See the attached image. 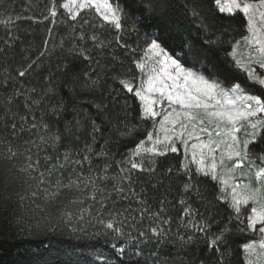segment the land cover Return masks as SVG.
Segmentation results:
<instances>
[{"label": "trees", "instance_id": "trees-1", "mask_svg": "<svg viewBox=\"0 0 264 264\" xmlns=\"http://www.w3.org/2000/svg\"><path fill=\"white\" fill-rule=\"evenodd\" d=\"M54 2L56 17L49 12ZM62 2L0 0V166L7 174L3 190H0V264H106L104 257L114 256L110 245L117 241L106 240L96 226L60 222V216L66 209L75 208L71 202L87 197L92 191L91 188L81 190L76 183H71L78 180L80 169L71 172L66 165L59 172L54 170L49 178L47 167L63 163L64 152H81L85 142L91 143L92 121L101 129L92 147L96 151L106 149L110 154L108 162L112 168L107 173L109 177L122 178L124 173L119 172L120 162L131 155L137 144L147 140L146 133L151 131V125L139 120V100L113 78L115 75L130 78L139 73L129 58L128 50L115 43L117 34L121 43L137 49L133 58H141L151 39L158 38V42L174 56L195 52L203 46L205 54L213 58V63L227 64L235 77L234 82L242 83L249 92L258 94L259 86L246 81V74L233 66L225 51H231V42L240 38L242 14L238 13L233 19L219 13L213 0H110L114 6L119 5L124 10L123 29L119 33L94 11H87V15L82 12L75 21H71L67 11L59 7ZM84 19L100 26L93 28L89 24L81 28ZM81 33L84 40L79 39ZM93 34L105 45L103 49L90 39ZM73 45L76 52H70ZM81 48L86 49L83 56L78 54ZM185 66L203 70L202 64ZM20 71H25L24 77L18 75ZM93 80L98 81L96 85L92 84ZM17 89L29 90V95L41 103L29 109L25 107L24 99L18 98L10 106L8 99ZM31 89H35V93H31ZM96 104L107 106L103 115L98 113ZM57 108L60 111L54 114L53 109ZM33 114L38 121L43 117L44 123L54 124L61 133H65L61 137L58 154L51 149L40 152L35 145L31 146L30 152L26 151L25 142L36 139L27 131L17 137L11 136L13 115H16L17 129L20 127L19 118L27 116V129ZM125 123L136 125L131 137L119 134L124 131ZM44 134L42 130L40 135ZM251 151L264 154V147L261 143H253ZM45 153L53 160L46 162ZM28 156L34 161L39 159V171L45 173V184H39L37 172L24 170L29 164ZM135 159L137 162L142 159L155 161L154 172L130 170L125 165L134 182L132 187L145 203L137 204L131 194L128 199L114 196L110 209L127 215L128 209L138 212L148 208L152 213L163 207L161 219H170V223L164 225L169 230L164 242L157 244L153 240L147 246L141 245L144 256L139 264H154L155 257L150 253L159 257L160 264H219L221 258L223 264H240L243 249L241 245V256L238 257L237 237L219 251L198 233L192 242L181 243L177 239L178 232L180 235H193L190 229L183 227L189 217L184 214L186 205L179 202L182 199L203 213L205 218L211 213L213 220L220 223L226 220L230 209L224 201L215 199L219 196L216 182L199 178L198 183L206 199H197L194 193L188 195L183 192L185 181L178 174L184 159L181 152H168L163 156L142 154ZM103 163L99 157H92L94 169ZM169 168H172L171 173L167 171ZM83 171L88 175L87 164ZM57 180L62 186H57ZM121 185L127 191L123 179ZM106 191L113 192L114 189L109 185ZM83 206L92 205L85 201ZM148 215L146 213L144 228L153 223ZM191 219L195 223L199 217ZM74 226L83 227L85 231H74ZM216 228L217 225L213 224V231ZM101 253L103 256L97 259ZM107 264H137V258L110 259Z\"/></svg>", "mask_w": 264, "mask_h": 264}, {"label": "snow or ice", "instance_id": "snow-or-ice-1", "mask_svg": "<svg viewBox=\"0 0 264 264\" xmlns=\"http://www.w3.org/2000/svg\"><path fill=\"white\" fill-rule=\"evenodd\" d=\"M213 2L219 13L233 19L238 13L242 14L239 24L240 38L231 42V51L227 49L225 51L233 66L242 69L246 74V81L259 86L258 94L249 92L242 83L234 82L235 77L227 64L213 63V58L205 54L203 46L195 52L174 56L158 42V38L151 39L147 42L142 58H133L137 49L127 43H121L117 34L115 43L128 50L129 58L139 69V73L130 78H121L119 75L113 78L139 100V120L151 125V131L146 133V142L150 146L146 147L145 141L137 144L131 155L120 162L119 172L124 173V176L109 177L107 173L112 168V164L108 162L110 154L106 149L96 151L92 147L101 132L100 126L92 121L91 143L85 142L81 152H64L63 163L59 165L53 163L47 167L49 178L54 170L59 172L66 165L71 172L80 169L77 172L78 180L71 183H76L81 190L91 188L92 191L87 197L71 202L75 208L66 209L60 216V222L96 226L106 240L110 238L117 241L110 245L114 256L104 257L106 264L110 259L132 257L137 258L139 264L140 258L144 256L141 245L147 246L153 240L161 244L168 236L169 230L164 225L169 224L170 219H161L163 207L152 213L148 208L138 212L128 209L127 215L109 207L110 203H114V196L128 199L129 194L136 198L137 204H144L145 201L132 187L134 182L125 165L130 170L154 172L155 161L142 159L137 162L135 158L147 153L163 156L168 152H182L184 159L178 174L185 181L182 186L185 194L194 193L197 199L205 200L204 190L200 188L198 180L201 177L207 178L219 186L216 189L219 196L215 199L224 201L225 206L230 209L226 220L220 223L212 219L208 207L205 210L210 214L205 218L203 213L194 210L191 204H187L183 199L180 200L182 205H186L185 216L189 217L183 227L190 229L193 235H180L178 232V241L192 242L195 234L198 233L213 249L219 251L221 247L228 245L233 237H237L235 242L238 257L241 256L239 250L241 245L243 249L240 264L245 262L264 264V155H257L249 149L252 143H261L264 147V73H257L256 68L252 66L257 65L260 69H264V0H213ZM59 7L67 11L71 21H75L82 11L87 15V10H91L99 14L104 22L111 24L117 33L123 29L124 10L119 5L114 6L110 0H63ZM49 12L52 17L57 16L55 2ZM89 24L93 28L100 26L84 19L81 28ZM84 38L81 33L79 39L84 40ZM90 39L100 48L105 47L95 34ZM242 45L247 49L246 58H238L237 49ZM85 51L86 49L81 48L78 54L83 56ZM70 52H76L75 45ZM172 52L175 53V49ZM193 63L202 64L203 70L185 66ZM28 67L30 68L31 65ZM18 75L24 77L25 71H20ZM97 82L93 80L92 84L96 85ZM30 92L35 93V89H31ZM18 98H23L25 107L29 109L30 106L41 103L40 100L33 99L29 95V90L17 89L8 99V104L12 106V101ZM106 107L101 104L95 105L100 115L104 114ZM59 111V108L53 109L54 114ZM12 119L10 129L12 137H17L25 131L30 137L36 136L35 140L29 139L25 142L26 151L30 152L31 146L35 145L40 152L51 149L59 153L61 137L65 133H61L54 124L44 123L43 117L38 121L33 114L30 127L25 128L28 117L23 116L19 118L20 127L17 129L16 115H13ZM140 127L143 128V124H140ZM42 130L45 132L44 135H40ZM135 130L136 125L125 123L124 131L119 134L122 137H131ZM70 134L69 130L68 135ZM177 144L180 145L179 148ZM11 155L15 156L16 153ZM92 157L102 159L103 165L94 169ZM26 159L29 160V164L24 170L31 169L37 172L39 184H45V173L39 171V159L34 161L31 156ZM44 160L49 162L53 157L45 153ZM257 160L260 163H257ZM85 164L88 175L83 171ZM192 165L195 167L193 168ZM167 171L171 173L172 168ZM121 179L127 184V191L121 185ZM97 181H100L99 186ZM56 184L62 186L60 180H57ZM109 185L114 189L113 192L106 191ZM35 195L36 193H33V196ZM85 201L91 202L92 206L84 207ZM96 204L99 205L98 208L95 207ZM146 213H149L147 218L153 223L144 228L142 226ZM193 217H199L197 222H192ZM213 224L217 225L215 231ZM73 230L85 231V228L74 226ZM150 255L155 257L154 264H160V259L155 253ZM102 256L103 253L97 259ZM219 264H223L222 258Z\"/></svg>", "mask_w": 264, "mask_h": 264}, {"label": "rangeland", "instance_id": "rangeland-1", "mask_svg": "<svg viewBox=\"0 0 264 264\" xmlns=\"http://www.w3.org/2000/svg\"><path fill=\"white\" fill-rule=\"evenodd\" d=\"M87 11H91V10H87ZM82 12H84V11H82ZM81 12V13H82ZM98 16H99V14H98ZM100 17V16H99ZM101 19H102V17H100ZM107 23V22H106ZM109 24V23H108ZM246 52H247V49L246 48H244L243 47V45L241 46V48H239V49H237V53H238V58H240V57H244V58H246ZM143 56V55H142ZM142 56H141V58H142ZM253 67H255L256 68V70H257V73H264V69H260L257 65H252ZM146 142V141H145ZM253 144V143H252ZM252 144H250V146H249V149H250V151H251V145ZM145 146L146 147H148V146H150L147 142H146V144H145ZM177 147L179 148L180 147V145L179 144H177ZM252 152V151H251ZM179 153V152H178ZM182 153V152H181ZM148 155H152V154H150V153H147ZM257 155H264V154H262V152L261 151H259L258 153H257ZM257 163H260V161L259 160H257ZM195 166V165H194ZM7 174H6V171H5V169L2 167V166H0V190H3V185H5V176H6ZM6 185H9V183L8 184H6ZM251 205H249V207H250Z\"/></svg>", "mask_w": 264, "mask_h": 264}]
</instances>
